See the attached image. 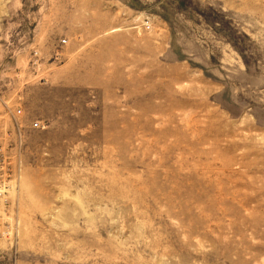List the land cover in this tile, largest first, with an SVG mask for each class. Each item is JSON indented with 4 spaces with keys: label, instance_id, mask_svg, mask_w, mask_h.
Instances as JSON below:
<instances>
[{
    "label": "rangeland",
    "instance_id": "1",
    "mask_svg": "<svg viewBox=\"0 0 264 264\" xmlns=\"http://www.w3.org/2000/svg\"><path fill=\"white\" fill-rule=\"evenodd\" d=\"M0 147V264H264V0H0Z\"/></svg>",
    "mask_w": 264,
    "mask_h": 264
},
{
    "label": "built area",
    "instance_id": "2",
    "mask_svg": "<svg viewBox=\"0 0 264 264\" xmlns=\"http://www.w3.org/2000/svg\"><path fill=\"white\" fill-rule=\"evenodd\" d=\"M150 27H151V26H150L149 22H147V28H150ZM64 42H67V41L64 40ZM22 112H23V110H22L21 108L17 109V111H16V113H17V114H16V117H17V115L22 114ZM14 120L16 121L17 125H19V126H23V123H21V122L18 121L17 119H14ZM42 126H43V125H42V123H41V120H39V119L35 120V121L32 123V127H34V128H40V127H42ZM2 149H3V148L0 147V152H2V151H1ZM2 156H3L4 158H6V156H5L4 153H2ZM5 166H6V160L4 159V163H3V165L1 166V168H4ZM0 183L3 184V185H0V204L8 205L9 198H8V189H7V186H6V184L2 183L1 181H0ZM9 193H10V192H9ZM0 220H2V219L0 218ZM11 228H12V227L8 226V227L6 228V231H4L3 233H0V234H5V235H9V234H11V233H12ZM9 229H10V230H9Z\"/></svg>",
    "mask_w": 264,
    "mask_h": 264
}]
</instances>
